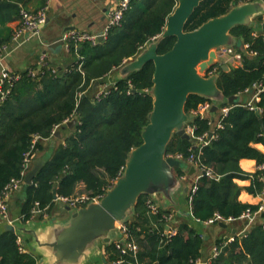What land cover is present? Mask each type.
Returning a JSON list of instances; mask_svg holds the SVG:
<instances>
[{
    "label": "trees",
    "instance_id": "1",
    "mask_svg": "<svg viewBox=\"0 0 264 264\" xmlns=\"http://www.w3.org/2000/svg\"><path fill=\"white\" fill-rule=\"evenodd\" d=\"M48 0H0V47L10 43L15 29L9 24L20 19L23 8L36 12L46 7ZM178 0H133L119 25L109 28L102 40L93 43L69 41V50L78 56L76 62L66 68L49 63L23 71L19 78L7 81L5 89L10 92L0 102V196L13 178H22L25 154L30 150L41 152L45 140L55 138L53 131L68 127L67 120H77L63 143L51 146L44 164L31 184H24L25 200L23 221L34 216L39 207L42 213L54 204L55 193L71 196L79 192L91 195L105 194L125 168L130 152L143 142L142 131L149 122L154 97L155 65L149 61L125 78L116 79L113 85L98 94L99 86L106 77L135 58L153 38L164 30L168 16L174 11ZM252 0H204L185 24V30H194L210 18L227 13L233 7ZM37 6L36 9H32ZM38 6L40 8H38ZM257 22L264 23V16ZM260 27V26H259ZM239 24L232 29L236 38L233 52L241 54L240 64H230L222 71L218 86L226 101L234 95H243L247 88L264 82V30ZM176 38L167 36L159 44L158 52L172 48ZM248 45L245 47V45ZM218 70L222 63L217 64ZM245 94V93H244ZM207 98L190 94L186 111L190 114L187 124L193 126V140L176 133L172 136L167 155L181 154V164L173 168L175 175L184 180L190 218L203 223L215 213L225 218H240L246 211L256 212L255 222L246 235L236 236L232 241H217L221 253L211 264H264V212L258 214L259 205L239 199L242 187L237 178H251L246 188L250 193L264 192V170L254 173L245 171L242 158L264 162V152L254 143H264V92L256 111L243 105L239 99L224 119V127L216 128L209 118L192 114V110ZM186 124V125H187ZM213 137L204 145H196L197 136L204 133ZM36 135L40 139L34 147ZM194 155V162L190 156ZM201 170L196 181L190 168ZM210 170L211 175L203 173ZM197 189L191 193L192 186ZM191 194V196H190ZM155 203L151 194L140 195L132 216L123 221L127 226V241L138 245L133 251L122 254L116 243L105 244V252L111 261L124 258L128 263L139 264H196L202 256L204 236L190 223L182 222L173 235L168 228L171 210ZM36 256L21 249L18 233L11 228L0 233V264H36Z\"/></svg>",
    "mask_w": 264,
    "mask_h": 264
},
{
    "label": "water",
    "instance_id": "2",
    "mask_svg": "<svg viewBox=\"0 0 264 264\" xmlns=\"http://www.w3.org/2000/svg\"><path fill=\"white\" fill-rule=\"evenodd\" d=\"M203 1L178 0L163 32L148 42L135 58L120 67L118 78H125L149 61L155 65L150 90L154 97L153 109L142 131L143 142L130 152L122 175L100 200L79 208L68 206L70 219L55 225L44 242L55 257L54 264H84L85 258L99 247L100 240L106 244L113 242L116 229L132 216L140 195L162 193L166 200L172 201L173 192L181 187V181L173 171L174 166L181 162L167 155V146L174 133L193 140L186 130L190 119L186 111L188 97L199 94L212 99L215 102L212 112L218 109L219 103L227 100L218 86V78L223 70L230 69V64H222V69L208 76L205 72L218 62L220 48L233 51L236 38L231 31L236 25L259 27L257 18L264 16V0H252L208 19L194 30H185L186 22ZM262 28L264 30V23ZM167 36L176 38L174 45L167 52L159 53V44ZM103 38L101 34L99 40ZM99 84L100 81L96 80L94 88ZM239 99L240 95H234L228 101L233 103ZM76 122L73 118L66 125L73 128ZM261 122L264 130V120ZM54 135L60 136V131L57 130ZM212 135L213 131L210 132ZM43 164L41 158L34 160L33 167L25 176L26 184L33 182ZM194 169V166L191 167L190 173ZM185 189L188 191V187ZM54 193L57 197L56 190ZM220 224L227 226L225 222ZM8 228L15 230L12 225ZM120 241L124 243V239Z\"/></svg>",
    "mask_w": 264,
    "mask_h": 264
},
{
    "label": "crops",
    "instance_id": "3",
    "mask_svg": "<svg viewBox=\"0 0 264 264\" xmlns=\"http://www.w3.org/2000/svg\"><path fill=\"white\" fill-rule=\"evenodd\" d=\"M118 2L119 0H48L46 4L47 20L41 32L35 36H28L26 32H22L17 38H14V35L10 42V48L8 47L4 52L3 64L0 65V81L3 77V69L9 71L11 75H18L23 71L40 66L42 63H49L61 69L76 62L78 56L70 53L69 47L63 39L64 33L69 30L94 34L103 32L108 25L109 13L116 7ZM36 8L37 6L32 7V9ZM38 8L40 7L38 6ZM9 25L15 29V34L20 31V19L11 22ZM72 26L74 29H69ZM262 29L260 26L257 31L260 32ZM236 53L238 52H231L226 56V60H229L228 63L233 65L240 64L238 60L234 59ZM125 62L127 63L128 61ZM119 70L120 68L114 70L106 77L103 85H98L99 91L97 95L115 83L119 76ZM250 98L249 93L240 95V99L243 102L248 101ZM68 128H58L60 136L53 134L55 138L45 140V149L39 153L36 152L35 159L41 158L44 161L45 156L51 151L49 150L51 146L63 143L65 137L71 133L70 128ZM254 146L264 152V143H254ZM33 165L34 161L31 168ZM240 165L249 173H254L259 168V163L253 158H242ZM192 174L191 180L194 182L201 174V170L195 168ZM185 179L186 176L180 179L182 185L173 192L172 201L166 200L162 193L152 196L156 204L171 210L168 228L176 229L182 222H188L204 236L205 242L202 248V256L200 257L202 261L209 260L212 257L214 247L219 239L223 238L224 240L232 241L236 236L249 233L252 225L255 222H260L257 218L250 221L248 218L240 217L225 222L227 226H224L220 222L201 223L190 218L191 207L186 199L187 191L185 187L188 186H186ZM235 181L242 187L239 195L241 201L255 205H259L264 201V192L253 194L246 188L251 184V178H237ZM83 187L80 184L79 190ZM24 200V186L11 193L7 200L9 220L5 219L0 213V233L8 229L10 225L14 226L20 238L23 251L34 254L37 259L36 264H54L55 257L44 242L49 238V233L55 225L65 223L70 219L71 211L68 210L67 204L55 197L54 204L49 211L40 212L29 220L23 221L22 209ZM120 236V230L116 229L113 242L120 239ZM105 244V242L100 240L99 247L85 258L84 264H118L108 258V254L105 252Z\"/></svg>",
    "mask_w": 264,
    "mask_h": 264
},
{
    "label": "built area",
    "instance_id": "4",
    "mask_svg": "<svg viewBox=\"0 0 264 264\" xmlns=\"http://www.w3.org/2000/svg\"><path fill=\"white\" fill-rule=\"evenodd\" d=\"M132 1L133 0H119L116 7L114 9H112L111 12L109 13V19H108L109 21H108V25H107L106 29L99 34H94V33H89V32H78L75 30L66 31L63 35V37H64L63 39L66 42L67 46L69 47V41L70 40H74L75 42H82L85 40H89L93 43H96L99 40V36L101 34L105 38L107 36L108 30L111 26L119 25L121 23V21L124 17V14L128 10V8L130 7ZM46 20H47V8L46 7L41 8L40 10H38L36 12H31V11L23 8L21 10V17H20V22H21L20 31L21 32L20 31L16 32L14 38H17L22 32H26L28 36L38 35L41 32L43 26L45 25ZM155 38H153V39H155ZM10 44L11 43H8V44L0 47V65L3 64L2 62L4 59V52L7 50L8 47L10 48V46H11ZM247 46L248 45L246 44L245 47H247ZM231 52H233V51H229L228 48H226V47L220 48L218 50V62L215 65H213L211 68H209L205 72L206 73L205 75L208 76L210 74L217 72L218 71V67H217L218 63H222V64L228 63L229 60L228 61L226 60V56L229 55V53H231ZM224 58H225V60H224ZM234 59L236 61L238 60V63H241V60H242L241 54L236 53L234 55ZM2 75H3V77L0 81V102L2 100H4L7 96V94L10 92L9 89L4 88V84L7 81L19 78V74L18 75H11L9 73V71H6L5 69H3ZM262 92H264V82L256 83L253 85L252 88H247L244 93L245 94L249 93L251 98L248 101L244 102L243 105L250 108V109L261 112L262 108L258 105V102L260 100V96H261ZM214 103L215 102L212 99L207 98L205 101L200 102L198 104V106L192 110V114L199 115V116H202L205 118H209V122L212 125H215L216 128L224 127V119L227 117L230 110L234 106L232 103L223 104V105L221 103H219L218 109L215 112H212V107H213ZM68 121L69 120H67L66 123ZM194 129L195 128L193 126H191L190 124L186 125V130L192 137H194ZM56 131H57V129H55L53 131V134ZM208 137L211 138V137H213V135L210 136V134L208 135V133H204L202 135L197 136V141H196L197 146L207 144L209 142ZM39 139H40V136L36 135V137L33 140L32 148L34 147L36 141H38ZM35 154H36L35 150H30L25 154L24 161H23V171H22L23 177L22 178H13L6 185L4 191L2 192V195L0 196V213L7 220H9L8 211H7L8 210L7 200L10 197L12 192L21 189L24 186V184L26 183L25 182V176L28 173L29 169L31 168L33 161L35 160ZM168 156H174V155H168ZM174 157H176L178 159L179 157H181V154H178ZM189 159H190V161L194 162V155H191ZM258 169L264 170V162L259 164ZM123 171H124V169L120 172V175H122ZM206 173L211 175L210 170L206 169ZM196 189H197V185L194 184L191 188V193H194L196 191ZM190 196H191V194H190ZM102 197H103V194L91 195L87 192H78V193L73 194L71 196L57 195L56 199L62 201L63 203L70 206L71 208H79L81 206H85L86 204H88L91 201H98ZM150 208L152 209L153 212H157L159 205L156 203H150ZM257 211L258 212H264V201H262L259 204ZM40 212H42V210L39 209V207H37L36 209L33 210L34 215L38 214ZM255 216H256V212H251L250 210H248L241 217L248 218L251 221L255 218ZM232 219L233 218H225L221 214L215 213V215L213 217L209 218L206 222L207 223L228 222ZM119 230L121 232L120 239L115 241L117 248L120 250V252L122 254H125V253L130 252V251H133L134 253H136L138 250V245L133 241H127V235H128L127 234V226L124 222L120 223ZM175 231H176V229L172 228L171 233L169 235H173L175 233ZM121 239H124V243H122L120 241ZM19 242H20V238H19ZM21 249L23 250L22 245H21ZM220 253H221V249L216 245L214 247L213 255L209 260L202 261L199 258V259H197L196 264H211L212 259L217 257ZM115 262H117L118 264H139V262L128 263L124 258H119Z\"/></svg>",
    "mask_w": 264,
    "mask_h": 264
},
{
    "label": "rangeland",
    "instance_id": "5",
    "mask_svg": "<svg viewBox=\"0 0 264 264\" xmlns=\"http://www.w3.org/2000/svg\"><path fill=\"white\" fill-rule=\"evenodd\" d=\"M103 92V91H102ZM101 93V92H100ZM57 129V128H56Z\"/></svg>",
    "mask_w": 264,
    "mask_h": 264
}]
</instances>
